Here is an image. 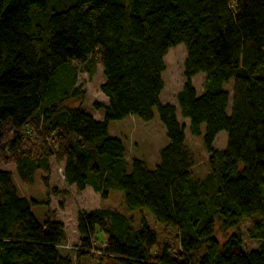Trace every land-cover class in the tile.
<instances>
[{"label":"trees","instance_id":"16d2710c","mask_svg":"<svg viewBox=\"0 0 264 264\" xmlns=\"http://www.w3.org/2000/svg\"><path fill=\"white\" fill-rule=\"evenodd\" d=\"M47 0H0V164L13 165L31 184L42 171L48 189L49 160L62 163V177L77 192L90 188L105 200L118 190L127 211L145 210L176 233L180 252L168 254L144 221L107 209L80 211L75 258L97 255L105 264H264V0H77L51 15L33 32L31 7ZM46 33L49 38L46 40ZM182 45L184 83L176 106L161 104L163 59ZM87 64L98 65L106 105L96 120L80 109L56 111L77 97L75 79ZM67 68L72 85L61 100H49L56 72ZM86 72L90 71L86 68ZM203 76L197 94L192 79ZM232 82L231 93L225 90ZM188 121L200 135L209 173L192 177L194 162L185 144ZM158 120L167 145L158 163L125 161L109 123L133 116ZM224 132L226 145L213 149ZM47 202L17 195L9 172L0 171V264H72L60 253L65 230L47 212L37 222L30 208ZM249 221L246 236L258 242L245 250L241 235L224 243L214 236ZM104 240L97 245L96 234Z\"/></svg>","mask_w":264,"mask_h":264},{"label":"rangeland","instance_id":"374dc122","mask_svg":"<svg viewBox=\"0 0 264 264\" xmlns=\"http://www.w3.org/2000/svg\"><path fill=\"white\" fill-rule=\"evenodd\" d=\"M77 0H47L45 8L39 10L31 7L28 18L31 22L33 32L46 29L47 20L51 15L62 12L72 7ZM49 38L46 33V40ZM185 49L182 45L170 48L163 59L164 72L161 75L163 89L159 96L161 104L176 105V94L181 90L183 79V62L185 60ZM86 68L90 71L86 72ZM72 74L69 69L63 68L56 72L53 87L49 93V100L59 101L67 93L72 85ZM203 76L196 75L192 79V87L197 94L202 92ZM103 82L102 70L98 65L87 64L75 79V87H78L80 94L75 98L66 99L56 108V111L66 109H80L82 112L92 116L96 120L102 119V112L96 110L94 105H106V99L100 94L99 86ZM232 82L225 86V90L231 93ZM177 120L184 127L185 144L192 155L194 167L192 177L196 180H202L209 173L207 163L208 155L202 146V136L204 126H200V135L192 137L188 131V121L179 116L177 109ZM108 134L111 138L118 140L124 147L125 161L129 163L132 159L141 160L146 163L148 169H153L158 163L159 151L167 145L165 130L158 120L156 111H153V119L150 122H142L133 116L126 117L122 121L111 122L108 127ZM226 145V134L220 132L213 143L214 150H223ZM50 177L48 189H45L40 179L43 176L42 171H36L33 175L31 184L22 183L17 177L13 165L3 166L0 164V171L9 172L12 175V183L19 197L26 200L37 202H47L48 206L31 207V213L37 222L41 223L45 219L47 212L52 213L54 220L62 224L66 243L59 248L64 256L72 261V264H105V261L99 259L97 255L75 258V247L78 246V236L75 231L76 215L80 211L89 212L94 209H107L122 214L130 218L133 228H137L142 220L146 223L150 231L156 236L157 246H167L168 254L177 258L180 248L176 239V233L172 229L164 227L157 223L152 216L145 210L127 211L122 204V195L118 190L107 192L105 200H101L98 194H95L90 188L82 192H77L74 187L65 185L62 177V163H55L49 160ZM249 221H242L235 231L226 233L220 232L216 226L214 236L219 243H224L231 234L241 235L245 250L257 249L258 242L249 240L246 236V230L249 228ZM97 245H100L104 236L101 233L96 234ZM110 264V263H109Z\"/></svg>","mask_w":264,"mask_h":264},{"label":"crops","instance_id":"0c3cea01","mask_svg":"<svg viewBox=\"0 0 264 264\" xmlns=\"http://www.w3.org/2000/svg\"><path fill=\"white\" fill-rule=\"evenodd\" d=\"M56 221V220H55ZM58 222V221H57ZM60 223V222H59Z\"/></svg>","mask_w":264,"mask_h":264}]
</instances>
